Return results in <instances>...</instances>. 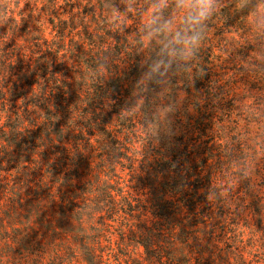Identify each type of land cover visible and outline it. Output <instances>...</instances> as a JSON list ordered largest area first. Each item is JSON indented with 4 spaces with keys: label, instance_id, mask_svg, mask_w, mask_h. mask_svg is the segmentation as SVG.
Wrapping results in <instances>:
<instances>
[{
    "label": "trees",
    "instance_id": "trees-1",
    "mask_svg": "<svg viewBox=\"0 0 264 264\" xmlns=\"http://www.w3.org/2000/svg\"><path fill=\"white\" fill-rule=\"evenodd\" d=\"M260 10L0 0V264H243L216 67Z\"/></svg>",
    "mask_w": 264,
    "mask_h": 264
},
{
    "label": "rangeland",
    "instance_id": "rangeland-1",
    "mask_svg": "<svg viewBox=\"0 0 264 264\" xmlns=\"http://www.w3.org/2000/svg\"><path fill=\"white\" fill-rule=\"evenodd\" d=\"M258 14L249 41L240 39L242 45L230 46L216 67L231 82L234 98L231 119L237 123H226V132L222 133L238 162L230 170L234 173L222 180L228 182L226 191L234 192L244 208L240 209L239 222L245 250L243 264H264V10ZM148 19L149 14H143L142 21ZM259 197L262 209L257 217L254 200Z\"/></svg>",
    "mask_w": 264,
    "mask_h": 264
},
{
    "label": "clouds",
    "instance_id": "clouds-1",
    "mask_svg": "<svg viewBox=\"0 0 264 264\" xmlns=\"http://www.w3.org/2000/svg\"><path fill=\"white\" fill-rule=\"evenodd\" d=\"M203 5L201 4V5H199V11L197 12V14H196V16L195 17H190V19H192V20H195L196 18H198L199 16H201V15H203Z\"/></svg>",
    "mask_w": 264,
    "mask_h": 264
}]
</instances>
